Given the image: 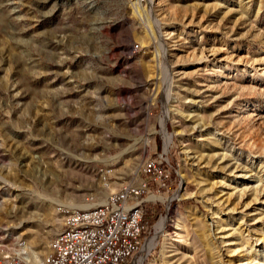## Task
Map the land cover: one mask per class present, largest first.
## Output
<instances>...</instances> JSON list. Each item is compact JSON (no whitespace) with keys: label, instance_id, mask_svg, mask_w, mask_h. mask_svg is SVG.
<instances>
[{"label":"rangeland","instance_id":"rangeland-1","mask_svg":"<svg viewBox=\"0 0 264 264\" xmlns=\"http://www.w3.org/2000/svg\"><path fill=\"white\" fill-rule=\"evenodd\" d=\"M158 156L170 182L144 210L147 241L165 218L154 259L254 264L264 0H0V264L17 243L45 257L61 207L146 181Z\"/></svg>","mask_w":264,"mask_h":264},{"label":"built area","instance_id":"built-area-1","mask_svg":"<svg viewBox=\"0 0 264 264\" xmlns=\"http://www.w3.org/2000/svg\"><path fill=\"white\" fill-rule=\"evenodd\" d=\"M99 174L102 187L108 189L111 171L103 168ZM136 176H143L146 181L127 183L89 209L61 207L62 227L49 242L46 256L30 260L25 244L17 243L8 250L6 264H159L154 259L155 247L143 252L151 237L143 219L146 205L156 201L149 197L168 189L170 173L166 159L158 156L145 162ZM151 184L156 193H151Z\"/></svg>","mask_w":264,"mask_h":264},{"label":"bare ground","instance_id":"bare-ground-1","mask_svg":"<svg viewBox=\"0 0 264 264\" xmlns=\"http://www.w3.org/2000/svg\"><path fill=\"white\" fill-rule=\"evenodd\" d=\"M142 1V0H141ZM150 2H151V0H149ZM138 2H140V1H138ZM148 28V27H147ZM148 32L150 33V34H152L153 35V33H152V30H151V28H148ZM159 32V31H158ZM166 121H167V118H165V120H163V122H162V133L164 134V136H165V138H166V148H168V146L170 145V143H171V140H170V138H169V136H167L166 135V133H165V129H164V126H165V123H166ZM259 182V181H258ZM261 184V183H260ZM259 185V184H258ZM264 190V189H263ZM107 191H109V189L107 190ZM150 199H152V200H156V199H158V200H162L160 197L159 198H156L155 196H151V198ZM164 200V199H163ZM171 200L172 199H166V202H167V205L169 206V204H170V202H171ZM46 202H50V200H45ZM93 206H95V205H93V204H88V205H81V207H79L80 209H89V208H91V207H93ZM64 207H68V208H76V206L75 205H70V206H64ZM78 207V206H77ZM164 225H165V218H162L159 222H158V224L156 225V227H155V235H154V237L150 240V241H147L146 243H145V245H144V248H143V251L145 252V253H148L149 252V250H151L152 248H154L155 246H156V240H157V237H158V235L159 234H161L162 232H163V230H164ZM176 230L177 231H180V227H179V225H177L176 226ZM177 234V233H176ZM167 240H168V238H167ZM183 242V241H182ZM167 243V242H166ZM168 245L167 244H164V253H168L167 252V250H168V247H167ZM250 250H254V247H250L249 248ZM169 251V250H168ZM261 254H262V256L264 257V250L262 249V251H260V254H259V251H256V254L253 256V257H251L250 256V263H254V264H264V260L263 261H256L257 260V258H259V255L261 256ZM249 255V254H248ZM167 257V256H166ZM261 258V257H260ZM167 259V258H166ZM264 259V258H263ZM256 261V262H255Z\"/></svg>","mask_w":264,"mask_h":264}]
</instances>
